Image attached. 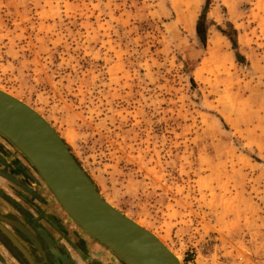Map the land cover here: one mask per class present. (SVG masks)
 Segmentation results:
<instances>
[{"label":"rangeland","instance_id":"1","mask_svg":"<svg viewBox=\"0 0 264 264\" xmlns=\"http://www.w3.org/2000/svg\"><path fill=\"white\" fill-rule=\"evenodd\" d=\"M0 88L181 264H264V0H0ZM0 225L35 264H127L2 134ZM0 264H30L1 228Z\"/></svg>","mask_w":264,"mask_h":264},{"label":"water","instance_id":"2","mask_svg":"<svg viewBox=\"0 0 264 264\" xmlns=\"http://www.w3.org/2000/svg\"><path fill=\"white\" fill-rule=\"evenodd\" d=\"M0 134L34 166L63 210L78 226L127 264H181L152 231L105 200L52 125L26 102L0 89ZM0 228L31 255L4 226Z\"/></svg>","mask_w":264,"mask_h":264},{"label":"bare ground","instance_id":"3","mask_svg":"<svg viewBox=\"0 0 264 264\" xmlns=\"http://www.w3.org/2000/svg\"><path fill=\"white\" fill-rule=\"evenodd\" d=\"M1 89V88H0ZM5 91V90H4ZM9 94H11L10 92H8ZM11 95H13V96H15L14 94H11ZM15 97H17V96H15ZM18 99H20L19 97H17ZM20 100H22V99H20ZM23 101V100H22ZM25 102V101H24ZM29 105V104H28ZM34 109V108H33ZM35 110V109H34ZM35 111H37V110H35ZM38 112V111H37ZM39 113V112H38ZM40 114V113H39ZM43 118H44V116L42 115V114H40ZM136 223H138V222H136ZM139 225H141L140 223H138ZM142 226V225H141ZM142 227H144V226H142ZM144 228H146V227H144ZM147 229V228H146ZM149 230V229H148ZM175 255V254H174ZM177 257V256H176Z\"/></svg>","mask_w":264,"mask_h":264},{"label":"trees","instance_id":"4","mask_svg":"<svg viewBox=\"0 0 264 264\" xmlns=\"http://www.w3.org/2000/svg\"><path fill=\"white\" fill-rule=\"evenodd\" d=\"M70 149V148H69ZM76 160V159H75Z\"/></svg>","mask_w":264,"mask_h":264}]
</instances>
